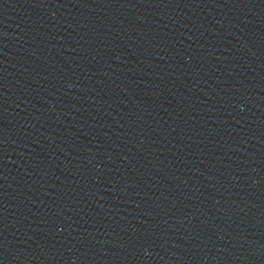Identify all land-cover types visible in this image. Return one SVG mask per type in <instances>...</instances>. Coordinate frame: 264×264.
Masks as SVG:
<instances>
[{
  "label": "water",
  "instance_id": "95a60500",
  "mask_svg": "<svg viewBox=\"0 0 264 264\" xmlns=\"http://www.w3.org/2000/svg\"><path fill=\"white\" fill-rule=\"evenodd\" d=\"M0 264H264V0H0Z\"/></svg>",
  "mask_w": 264,
  "mask_h": 264
}]
</instances>
